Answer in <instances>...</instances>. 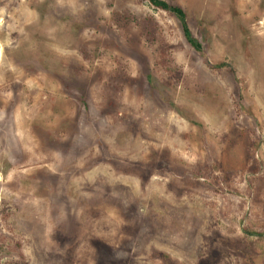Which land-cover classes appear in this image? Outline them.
Returning a JSON list of instances; mask_svg holds the SVG:
<instances>
[{"label":"rangeland","instance_id":"374dc122","mask_svg":"<svg viewBox=\"0 0 264 264\" xmlns=\"http://www.w3.org/2000/svg\"><path fill=\"white\" fill-rule=\"evenodd\" d=\"M0 0V264H264V0Z\"/></svg>","mask_w":264,"mask_h":264},{"label":"trees","instance_id":"16d2710c","mask_svg":"<svg viewBox=\"0 0 264 264\" xmlns=\"http://www.w3.org/2000/svg\"><path fill=\"white\" fill-rule=\"evenodd\" d=\"M152 4L160 7L161 9H168V7L166 6L165 2L161 1V0H149Z\"/></svg>","mask_w":264,"mask_h":264}]
</instances>
